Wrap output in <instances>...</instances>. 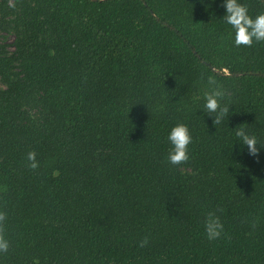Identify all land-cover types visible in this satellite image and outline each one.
Segmentation results:
<instances>
[{"label": "trees", "instance_id": "1", "mask_svg": "<svg viewBox=\"0 0 264 264\" xmlns=\"http://www.w3.org/2000/svg\"><path fill=\"white\" fill-rule=\"evenodd\" d=\"M224 11L0 0V35L13 36L0 41V264H264V149L249 155L233 130L264 145V42L236 47ZM209 76L231 106L216 129L198 109ZM177 122L193 141L171 165ZM213 211L224 231L209 241Z\"/></svg>", "mask_w": 264, "mask_h": 264}, {"label": "clouds", "instance_id": "2", "mask_svg": "<svg viewBox=\"0 0 264 264\" xmlns=\"http://www.w3.org/2000/svg\"><path fill=\"white\" fill-rule=\"evenodd\" d=\"M264 4V0H260ZM224 14L221 18L223 23L231 26L233 44L236 47H250L257 43L264 42V11L252 15L249 7L243 0H222ZM210 91L204 93V103L201 110L203 116L212 118V125L215 127L228 121L231 115L230 105L223 103L225 92L215 78L208 77ZM235 137L241 149L247 146L248 154L256 156L264 145H261L260 138L249 128L236 126L234 129ZM167 141L170 145L167 153V161L171 165H178L190 159V145L193 135L187 123L177 122L170 127L167 134ZM28 166L37 168L38 161L35 152L27 153ZM219 211V209L217 210ZM6 221V213L0 211V226ZM204 232L209 241L218 239L224 231V225L215 211L207 213L203 222ZM147 244V239L141 242V246ZM10 242L0 229V254L8 252Z\"/></svg>", "mask_w": 264, "mask_h": 264}, {"label": "rangeland", "instance_id": "3", "mask_svg": "<svg viewBox=\"0 0 264 264\" xmlns=\"http://www.w3.org/2000/svg\"><path fill=\"white\" fill-rule=\"evenodd\" d=\"M4 35H5V34H1V35H0V41L5 40L6 42L11 43V41L13 40V36H12V35H8V36H6L7 39H3V38H4ZM0 86H2V85H1V82H0Z\"/></svg>", "mask_w": 264, "mask_h": 264}]
</instances>
